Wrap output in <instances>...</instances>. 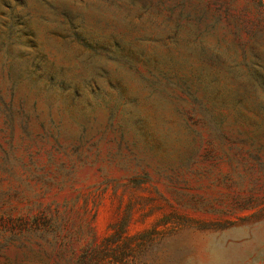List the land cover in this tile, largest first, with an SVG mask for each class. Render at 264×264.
<instances>
[{
	"label": "rangeland",
	"instance_id": "1",
	"mask_svg": "<svg viewBox=\"0 0 264 264\" xmlns=\"http://www.w3.org/2000/svg\"><path fill=\"white\" fill-rule=\"evenodd\" d=\"M0 264H264V0H0Z\"/></svg>",
	"mask_w": 264,
	"mask_h": 264
}]
</instances>
